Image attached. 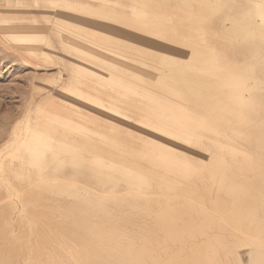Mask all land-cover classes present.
I'll list each match as a JSON object with an SVG mask.
<instances>
[{
  "label": "bare ground",
  "instance_id": "bare-ground-1",
  "mask_svg": "<svg viewBox=\"0 0 264 264\" xmlns=\"http://www.w3.org/2000/svg\"><path fill=\"white\" fill-rule=\"evenodd\" d=\"M17 1L27 7L45 8L54 11L53 17L55 19L46 18L53 24L57 23L61 27L71 25L72 28L68 27L67 30L60 27L56 29V32L61 33L60 42L64 51L62 57L65 58L66 54L71 59L68 64L77 61L81 62L79 63L81 66L90 68L93 65L90 64L88 59L104 58L100 54L88 55L86 47L79 44V42H83L84 38H88L94 44L101 42L94 34L98 31L97 29L91 30L90 28L87 30L75 23L76 20L85 16L84 12L93 9L90 2L78 0ZM252 8L242 4L241 6L230 5L225 13L228 15L234 14L236 25L244 27L249 20L241 21L238 18L248 17L251 13H254L250 12ZM134 9H138V7L135 6ZM237 9L243 11L236 12ZM254 11L262 18L264 15V0H255ZM59 13L68 17L67 22H63L66 20H64V17L59 16L61 15ZM96 15L98 16V14ZM85 21L91 27L100 25L93 19L87 18ZM82 22H84L83 19ZM186 23L182 22L181 25L185 26ZM216 24L212 23L213 26H217ZM65 31L68 32L66 34L68 36H65ZM104 32L106 33V31ZM184 34L183 32L180 33L181 36ZM190 34L192 37L194 36L192 32ZM41 35L43 34L24 33L14 36L13 39L23 44L37 43L38 41L45 42L48 38L46 39L45 36ZM180 35H177V30L174 31V36L171 38L172 45L177 42V37ZM259 37H262L264 41V31L253 29L247 31L230 30L227 37H225L228 42L223 48V53L209 54V68L207 70L209 77L206 81L209 84L207 83V88H215L216 91L224 90L222 86L225 83L234 82V86L224 93L225 97L230 92L233 93L230 98L222 99L224 101L222 102L218 94H212L209 103H207L211 107L214 106L211 112L215 116L214 121L218 122L211 124V118L209 119L208 125L204 126L209 134L200 132V128H196L197 126H191L193 129L190 131L183 129L182 125L184 123L181 117L176 119L178 125L171 126L166 123L167 117L163 113L151 110L144 104L133 100L127 95L128 93L124 94L114 88H107L100 83L101 78H112L114 77L113 74L104 76L93 69H85L87 70L85 72L93 74L96 79L82 78L78 75L81 73L78 68L70 69L77 75L73 78L65 77L63 69H60L59 75L48 74L44 76L41 83H44L45 89L50 92H47L48 95H44L36 103L35 108L28 111L24 119L22 118L23 120L20 121L23 125L18 126L15 130L11 150L14 156H17V154L20 156L18 163L6 165L8 164L6 161L3 160L6 164L0 162V171H6L5 173L0 172V264H264V221L253 209L259 203L264 206V203L259 201L260 197L264 199V194L259 192L261 189L264 191V92L261 90L264 89V46H262L264 44H260ZM117 38L121 39L120 37ZM114 41V39H110L107 41L108 45H106L107 42L96 45L100 47L109 46L113 50H118V52L110 50L113 55L126 57L127 54L121 50L123 47L117 44V41ZM113 42L116 45H112ZM145 44L149 45L150 43ZM31 54L38 56L33 49H31ZM43 55L60 59L58 54L53 55L44 52ZM172 60H175V58ZM164 71L162 73H165ZM250 79H253L252 83L249 82ZM178 80L179 77L177 79L174 76H168L167 85L172 90L185 89L183 82L186 81L183 79L181 83ZM195 86L197 87V85ZM187 87L189 89V86ZM151 89L154 90V87ZM179 91L181 90L179 89ZM247 91L250 93L246 94ZM200 97L202 98V96ZM123 100H127L128 105ZM80 105L114 115L116 119L128 120L138 117L136 121L144 129H153L155 132L179 143L186 141L187 144H198L207 147V149L204 148L207 150L206 157L210 160V166L207 167L209 170L208 176L187 170V168L190 169V167H186L189 166L186 162L188 159H185V162L181 165L178 163V166L172 163L168 164L166 162L168 156L165 155L170 154L169 149L166 150L165 155L153 152L152 156L148 155L152 160L143 159L169 166L172 170L177 169L182 174L185 173L193 178L191 179L193 184H189L188 182H181L182 180L176 175L173 177V174L171 175L173 172L170 173L172 178L167 173L168 176H165L166 174L163 171V176H170L171 179L169 180H171L173 190L177 188L181 190L184 184L197 187L194 190L192 189L191 193H194V196L189 198L193 209L187 212V215H181V221L175 217L174 212L177 207L174 206L176 205L172 206V204L169 208V203H167L168 207L166 206L171 211V213L169 210V212L167 211L170 214L169 217H166V211L163 209L166 207L159 209V206H157V214H155L156 212L152 214V207L147 203L152 199L155 200L158 195L156 194L154 197L153 195L157 191L153 192L151 188L158 186L156 178L161 176V172H157V169L153 167L142 165L140 161V164L133 162L134 166L136 165L133 166L134 168L122 166L121 163H119V167L114 165L115 161L114 164L108 163L109 167L107 166L105 167L107 169H105L103 158L98 156L97 165L94 166L98 190L92 192L91 188L90 190L85 189V186L82 188L80 182L73 179L70 182L63 180L61 183L64 187L61 189H43L41 192L43 193V195L41 194L42 197L40 196L39 200L36 198L37 202L34 204L32 203L33 199L30 198L31 196L26 197L30 191H25L28 189L25 187H29L34 183L28 180L33 175L26 172L25 155L30 154V163L32 164L37 157H40V160L45 159L46 151L53 145V141L58 140L59 135L61 136L59 142L65 143V141H68L72 133L66 128L63 131L64 127H61V125L67 127L68 125H83L99 137L116 140L108 133H102L89 127L88 124H94L96 118ZM132 105L136 106L134 111L131 110ZM260 107H263V110ZM184 112L188 115L186 110ZM99 127L107 129L106 126L100 124ZM59 131L63 133L58 134ZM116 142L125 147V144L120 141L116 140ZM130 149L133 148L130 147ZM171 152L173 151L171 150ZM199 153L201 152L199 151ZM128 155L130 154L128 153ZM130 157L133 158V156ZM76 158L75 156L73 160H76ZM134 158L136 157L134 156ZM139 159L141 157L135 160ZM143 164H145L144 161ZM205 165H208V163ZM41 167L49 170L48 165L45 163ZM72 168L77 167L74 165ZM117 169L119 175H115ZM50 173L46 171L42 174V177L37 176L44 179L48 178L51 175ZM13 176L17 178L15 181L12 180ZM180 176L185 177L181 174ZM57 179H61V177H57ZM122 181H125L129 186L128 192L126 191L124 194L118 190V187L123 184ZM39 182L37 183L39 184ZM49 182L53 181L46 179L44 183L48 184ZM8 183L20 186L21 188L16 187V194H24L25 198L22 200L23 206L16 208L17 206L12 205L9 207L10 210L5 212L2 208H4V204H11L14 190L12 187V189L7 188ZM202 184L206 185L204 188L209 193L199 199L196 198V194L199 192L201 196H198L202 197L203 192L198 188ZM154 189L157 188L154 187ZM188 192L189 190L186 194ZM38 193L40 192L38 191ZM163 195L168 196L167 192H164ZM166 199L170 200L169 197ZM40 201H43L45 205H38V203L41 204ZM182 208L186 209V207ZM243 244L250 245L249 261L247 263L238 252L239 249H237V246Z\"/></svg>",
  "mask_w": 264,
  "mask_h": 264
},
{
  "label": "rangeland",
  "instance_id": "rangeland-1",
  "mask_svg": "<svg viewBox=\"0 0 264 264\" xmlns=\"http://www.w3.org/2000/svg\"><path fill=\"white\" fill-rule=\"evenodd\" d=\"M82 1L90 2L93 5V9H91V11L89 12H84L85 16L81 17V19L79 18V20H76L75 23L79 24L81 28L87 30L90 28L91 30L97 29V32H92L96 34V38L101 42H96L94 44L91 43L88 38H84L83 42H79V44H81V46L83 47H86L88 55L91 56L92 54H100L106 59L105 61H102V59L104 58L101 59L99 57H97L96 59H88L90 64L93 65L92 67L90 66V68L81 66L79 64L81 62H77L74 60H72L74 61V63L72 62L68 64L71 60L69 59L70 57L66 54L65 58L62 57L64 51L60 42L61 33L59 34L58 32H56V29L60 27L62 29L67 30L68 27H72L70 24L61 27L57 23L53 24L52 22H49L46 18L55 19L53 17L54 11L47 10L45 8L27 7L22 5L17 0H0V162L3 163L4 161H6L8 163L6 164V162H4L6 165H9L11 163L13 165L17 164L20 159V156L18 154L17 156H14L11 150L13 148L12 143L14 141L15 130L18 128V126L20 127L23 125L20 121L24 119L30 109L35 108L36 103L39 102V100L44 95H48L47 92H50L45 89V84L41 83L42 78L48 74L55 76L59 75L60 69L64 70L63 75L67 78L77 77V75H75L74 72H72L70 69L74 70L78 68L81 72L78 75L82 78L96 79L93 74L85 72L87 71L85 69H93L97 72L102 73L104 76H111V74H113L114 77L112 78H101L99 80L100 83L106 86L107 88H114L115 90H119L124 94L128 93L127 95H129V97L133 100L144 104L151 110L163 113L167 117L166 123L171 126H174L176 124L178 125L179 123L176 119L178 117H181L183 119V123L185 124V126L184 124H180L182 125L183 129L190 131L193 129L191 126H197L196 128H200V132L209 134V132L204 128V126L208 125L209 119L211 118V124L218 123L214 121L215 116L211 112L214 109V106H212V109L209 104L207 105V103H209L210 97L212 96V94H218L220 97H223L220 98L218 96L219 99L226 100L225 98H230L233 93L230 92L227 97L224 96V93L234 86V82H229L228 84L225 83L222 86L224 90L216 91L215 88H207L206 85L207 83L209 84V82H206L208 81L209 77L207 71L209 68V54L213 55L212 53H223V48L227 45L228 42L225 37H227L228 32H230V30L240 29L247 31L253 29L264 31V15L261 18L260 16H258V14L255 13V0ZM241 4L253 7L250 12H254L251 13V15H249L248 17L242 16L241 18H238L241 21L249 20L250 23L248 22L244 25V27L236 25V17L234 16V14L228 15L225 13V11H228L227 8L230 5L241 6ZM135 6L138 7V9H134ZM239 10L243 11L242 9ZM239 10L237 9L236 12H241ZM96 14H98V16ZM59 16L65 18L64 20L66 21L63 22H67L68 17L63 16L62 14ZM87 18L96 20L100 25H94L93 27H91V25L85 23V19L87 20ZM82 19L84 22H82ZM182 22L187 23L184 26L181 25ZM212 23L219 24H216L217 26H213ZM173 26L176 27L174 28ZM175 30H177V35H180L181 32L185 34L182 36H178L177 42L172 45L171 38L174 36ZM104 31H106V33ZM191 32L194 35L193 37L190 34ZM24 33H41L43 34L41 36H45V38L48 39L46 40L47 42L38 41L37 43L31 42L25 44L13 39L14 36H18V34ZM66 34H68L67 31H65V36H68ZM132 34L136 35L133 36ZM117 37H120L121 39H118ZM259 38L258 40L260 41V44H264L263 38ZM110 39H114L115 41H117V44L123 47V49L121 50L122 52L127 54L126 57L112 54L114 51L118 52V50H113L109 46H106L108 45L107 41ZM167 40L168 42H166ZM106 42L107 44L103 47L101 46L102 48L99 45H96ZM114 42L112 43V45L115 44ZM145 43L150 44L146 45ZM229 43H231V41H229ZM139 45L142 46L140 47ZM31 49L35 50L38 56H33L31 54ZM110 50H113V52ZM44 52H48L53 55L58 54V58L60 59H57L55 57H47L43 55ZM174 58L175 60H172ZM218 63L220 62L218 61ZM163 70H165V73H162ZM165 76L167 78L168 76H174L177 79L179 77L178 81H181V83L184 79V81L186 82H183V84L185 85L183 87L186 88H177L176 90L170 89L167 85V78ZM249 82L252 83L253 79H250ZM195 85H197V87ZM187 86H189V89ZM153 87L154 90L151 89ZM179 89L181 91H179ZM193 89L196 90L197 93H195L196 91L194 92ZM261 90L262 92H264V89ZM220 91L223 92L221 93ZM249 93V91L246 92V94ZM175 94L179 97H177ZM200 96H202V98ZM221 100H219V102H221ZM123 101L125 102V104L128 105L127 100ZM222 102L224 101L222 100ZM53 104L54 102L52 103V105ZM80 106L84 107V110H86L93 117L96 118L94 124H88L89 127L95 128L97 129V131H100L102 133H108L114 139L125 144V147L123 145L118 144L116 140H109L95 135L83 125H68V127L66 125H61V127H64L62 129L63 131L66 128V130L72 133L70 135V138H68V141H65V143L59 142V139L61 138V136L59 135V137H57L58 140L53 141V145L50 147L51 149L49 148L46 151L44 160H40V157L35 158L34 163L36 165L33 162L32 164L30 163V154L25 155V161L27 162V166L25 168L27 171H25L28 173H32L33 177L28 180L29 182L34 183L32 185H29V187L26 186L25 188L28 189L25 191H30V194L28 193L26 197L29 198L31 196L30 198L33 199V204L37 202L35 200L36 198L37 200H39L42 197L43 193L41 192L43 191V189L58 190L63 188L64 186H62L61 183L63 180L70 182L75 179L76 181L80 182V186L82 188H84V186L85 189L90 190L91 188L92 192H94V190H98V186L96 185V169H94V166L97 165L98 156H101L103 158L105 164L104 168L108 166V163L114 164L115 161L117 164L115 163L114 165H117L119 167V163H121L122 166H129L131 168H134L136 165L134 166L133 162L139 163L140 161V163L142 162V165L150 166L154 169H157V172H161V176L166 173L170 175V173L173 172L171 173V175L173 174V177H175V175L178 176V178L182 180H180L181 182L184 181L188 182L189 184H193L191 180L193 178H191L190 175H187L185 173L182 174L177 169L172 170L171 168H169V166L163 165L161 163L158 164V162L154 163L152 161H147L152 160L150 156L153 155V152H158L160 153V155L163 153V155H165L166 150L169 149L170 154L165 155L168 156L169 162L166 161L168 164L172 163L178 166V163L181 165L183 162H185V159H188L186 162H188L189 166L186 167H190V169L187 168V170H190V172L192 173H198L200 175H202L203 173L204 176L209 175L208 168L210 166V160L206 157L207 147L203 145L200 146L198 144L193 145L191 143H188V145L186 141H182L179 143L173 139H169L168 137L159 134L158 132H155L153 129H144L143 127H141L139 122L136 121L138 117L130 118L128 120H121L116 119L114 115H109L108 113L98 111L97 109H93L85 105ZM135 107L136 106L132 105L131 110L134 111ZM176 107L178 108V110ZM260 109L263 110V107H260ZM184 110L187 111L188 115L184 112ZM207 112H209L210 114L208 113L207 115ZM99 124L106 126L107 129L109 128V130L100 128ZM61 133L63 132H58V134ZM130 147H132L133 149H130ZM134 148L136 149L134 150ZM171 150L173 152H171ZM120 151H123L124 153ZM199 151L201 153H199ZM126 153H129L130 155L127 156ZM202 153L204 154V156ZM196 154L200 156H197ZM75 156L77 158L76 160H73ZM130 156H133V158L135 156L136 158L132 160L133 158ZM139 156L141 157V159L135 160L140 158ZM143 159H147V162ZM143 161L145 164H143ZM44 163L48 165L49 170L43 169L41 167L42 165H44ZM204 163H208V165H205ZM37 164H40L41 166H38ZM72 165H76L77 168L73 169ZM92 169L94 170L92 171ZM46 171L51 172V175L48 178L46 177L42 179V174H44ZM117 171L118 169L115 170V175L120 174L119 171ZM0 172L5 173L6 171ZM73 173L77 175H71ZM167 174L165 176H168ZM180 174L184 175L185 177L180 176ZM161 176H159V178H156L158 181V186L154 187L157 189L155 190L154 187L151 188L153 192L157 191V193H155L153 196L155 197L156 194L158 195L156 196L155 200H150L148 202L149 204L147 203V205H150L152 207V214H154L155 212V214H157V206H159L160 209L162 207H166L168 205L167 203L170 204L168 205L169 208L172 204V206L176 205L174 206L177 207L174 212L175 217L177 218V220H180L181 215H187L186 213L190 212L193 209V205L189 198L191 196H194V193L191 192L194 190V188L197 187H195V185L184 184L183 188L181 187V190L180 188L176 189L174 187V189L177 190L176 192V190H173V188L171 187L172 183L170 182L171 180H169L171 179L170 176ZM57 177H61V179H57ZM16 179L17 178L15 176L12 177L13 181H15ZM46 179L48 181L53 182L45 184L44 182H46ZM37 182H39V184ZM122 182L123 184H121L122 186L118 187V190L122 194H124L126 193V191L128 192L129 186L127 185V183H125V181ZM167 182H170L171 184ZM162 183L165 184L166 188ZM202 185H199L198 187L203 192L202 197L198 196H201V194L198 192L199 194L195 193L197 195L196 198L198 197L199 199H202L203 197H205V195L209 193V191L204 188L206 187V185ZM7 186V188L12 187L15 192L13 190V199L11 204H4V208L2 209H4L5 212H8L10 210L9 207H11L12 205H14L15 207L17 206L16 208L23 206L22 200L25 198L24 194H16V190L17 188H21L20 186L18 187V185L15 186L10 183H8ZM184 188H187L189 190L187 194L186 192L188 190ZM38 191L40 193H38ZM178 191L183 193L181 194ZM120 192L119 194L121 195ZM164 192H167V197H169L170 200L166 199L167 197L163 195ZM259 192L260 194H264V191L262 189ZM175 194L177 195V197ZM182 197L184 198V200ZM261 198L262 197H260L259 201L264 203V199ZM165 201L167 202L165 203ZM40 202L41 204L38 203V205H45L43 204V201ZM182 203H184L185 205ZM256 205V207H253L254 212L258 214L264 221V206L260 205V203ZM167 207L163 209L166 211V217H169L170 214H168V212L170 210ZM182 207H186V209ZM182 209H185L186 211ZM237 249H239L238 252L242 255L243 259H245L244 261L247 263L249 261L248 253L250 250V245H239L237 246ZM243 253L246 255L244 256Z\"/></svg>",
  "mask_w": 264,
  "mask_h": 264
},
{
  "label": "crops",
  "instance_id": "crops-1",
  "mask_svg": "<svg viewBox=\"0 0 264 264\" xmlns=\"http://www.w3.org/2000/svg\"><path fill=\"white\" fill-rule=\"evenodd\" d=\"M76 1H77V0H76ZM78 1L84 2V1H82V0H78Z\"/></svg>",
  "mask_w": 264,
  "mask_h": 264
}]
</instances>
